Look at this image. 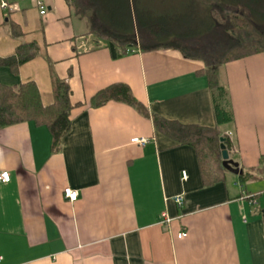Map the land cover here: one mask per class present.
Returning a JSON list of instances; mask_svg holds the SVG:
<instances>
[{
    "label": "crops",
    "instance_id": "obj_1",
    "mask_svg": "<svg viewBox=\"0 0 264 264\" xmlns=\"http://www.w3.org/2000/svg\"><path fill=\"white\" fill-rule=\"evenodd\" d=\"M88 32L69 0H0V58L37 48L17 71L0 66V85L33 82L48 107L64 81L73 107L58 151L45 125L0 129V264H264V53L220 68L233 121L219 129L243 175L222 167L224 180L205 185L195 148L153 121L216 128L205 63L170 48L114 59ZM118 83L143 112L93 105Z\"/></svg>",
    "mask_w": 264,
    "mask_h": 264
},
{
    "label": "trees",
    "instance_id": "obj_2",
    "mask_svg": "<svg viewBox=\"0 0 264 264\" xmlns=\"http://www.w3.org/2000/svg\"><path fill=\"white\" fill-rule=\"evenodd\" d=\"M90 34L106 40L114 59L133 50L177 49L186 58L200 59L206 69L217 126H186L154 116V127L181 145L195 148L205 185L224 180L220 163L219 127L233 121L227 87L220 68L228 63L264 53V0H69ZM15 36L17 35L14 34ZM36 45H21L16 55L1 59L0 66L17 71L36 55ZM54 103L44 106L33 82L17 88L0 85V129L33 121L48 127L54 151L71 126L70 88L54 84ZM111 101L143 112L125 84L99 91L92 103L101 107ZM226 148L229 139L224 136ZM244 178H246L244 176Z\"/></svg>",
    "mask_w": 264,
    "mask_h": 264
},
{
    "label": "built area",
    "instance_id": "obj_3",
    "mask_svg": "<svg viewBox=\"0 0 264 264\" xmlns=\"http://www.w3.org/2000/svg\"><path fill=\"white\" fill-rule=\"evenodd\" d=\"M2 6L5 8L7 7V4H2ZM39 8H40V14L42 16L46 15V12H47V9H46V6L43 2H40L39 4ZM147 140L146 139H143V138H135L132 140V143L133 144H136V145H139V146H145L147 144ZM184 176H186V174L184 173ZM10 181V175L9 173L7 172H3V173H0V182L2 183H8ZM65 197L67 200H69L71 203H75L77 200H78V192L71 189V188H67L65 190ZM175 202L176 204L181 207L183 204H184V197L183 196H178L175 198ZM168 223H170L172 220L171 219H168L167 220ZM187 236V234L185 233H181L178 237L180 239H183ZM2 261V258H0V262Z\"/></svg>",
    "mask_w": 264,
    "mask_h": 264
},
{
    "label": "water",
    "instance_id": "obj_4",
    "mask_svg": "<svg viewBox=\"0 0 264 264\" xmlns=\"http://www.w3.org/2000/svg\"><path fill=\"white\" fill-rule=\"evenodd\" d=\"M220 149H221V160L222 167L234 175H243V170L240 169L239 163L235 162L230 158L229 151L225 145V139H220Z\"/></svg>",
    "mask_w": 264,
    "mask_h": 264
},
{
    "label": "rangeland",
    "instance_id": "obj_5",
    "mask_svg": "<svg viewBox=\"0 0 264 264\" xmlns=\"http://www.w3.org/2000/svg\"><path fill=\"white\" fill-rule=\"evenodd\" d=\"M235 179L239 180V178L237 176H233Z\"/></svg>",
    "mask_w": 264,
    "mask_h": 264
}]
</instances>
